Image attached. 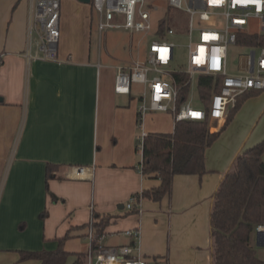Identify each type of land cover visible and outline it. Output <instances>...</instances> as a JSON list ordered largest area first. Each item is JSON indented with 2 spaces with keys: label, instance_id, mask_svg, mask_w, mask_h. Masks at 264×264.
<instances>
[{
  "label": "crops",
  "instance_id": "0c3cea01",
  "mask_svg": "<svg viewBox=\"0 0 264 264\" xmlns=\"http://www.w3.org/2000/svg\"><path fill=\"white\" fill-rule=\"evenodd\" d=\"M29 17L28 0H0V264H39L21 261L20 254L52 251L70 230L64 250L85 253L81 227L93 212L117 217L104 231V247L130 243L123 232L138 228L151 264H211L212 197L236 156L264 139V91L248 94L206 150L203 175L175 176L170 196L142 200L141 213L127 215L133 194L160 183L135 169L137 112L127 105L138 101L130 95L134 88L116 94L120 65L94 55L90 4L60 0L57 62L39 59ZM148 115L142 131L156 133L149 132ZM225 122H212L210 133ZM78 166L93 169L89 180L74 178Z\"/></svg>",
  "mask_w": 264,
  "mask_h": 264
},
{
  "label": "built area",
  "instance_id": "2783aa9c",
  "mask_svg": "<svg viewBox=\"0 0 264 264\" xmlns=\"http://www.w3.org/2000/svg\"><path fill=\"white\" fill-rule=\"evenodd\" d=\"M28 1L29 29L38 36L39 59L57 62L60 0ZM151 1L90 0L91 9L96 15L99 37L107 29L119 28L146 36L152 33L146 61L116 67L114 79V92L118 95H129L134 86L140 87L137 113L141 125L147 114L167 113L171 116L173 127L180 121H207L210 130L212 122L226 119L228 111L234 107L239 96L247 92L264 91V48H251L249 55L241 60L239 72L243 74L227 73V47L237 45L238 35L264 33V0H166V8L181 11L186 16V23L175 26L166 24L162 33L158 32V26L152 28L151 10L157 8L152 6ZM117 16L123 17V24L114 23ZM257 22L259 32H254L251 26ZM184 30V35L189 39L187 61L184 69L176 71L171 69L175 47L172 37L181 35ZM179 75L186 77L183 86L177 79ZM200 77L211 78V94L206 104L199 96L196 101L203 107L193 108L194 99L189 96V92L194 84L198 90ZM183 87L188 92L181 100L180 92ZM145 135L142 131L141 137L136 141L140 156ZM136 169L143 176L140 164H137ZM72 173L75 179L87 181L91 178L93 169L78 166L72 168ZM136 202L132 195L127 200L125 209L130 211ZM140 213L139 204L137 214ZM254 233L263 244L264 225L256 226ZM123 235L130 243L104 247L101 244L104 236L95 240L89 227L85 264H151L141 253L139 229L126 230Z\"/></svg>",
  "mask_w": 264,
  "mask_h": 264
},
{
  "label": "trees",
  "instance_id": "16d2710c",
  "mask_svg": "<svg viewBox=\"0 0 264 264\" xmlns=\"http://www.w3.org/2000/svg\"><path fill=\"white\" fill-rule=\"evenodd\" d=\"M170 10L167 8V12ZM163 20L158 25L159 33L168 24ZM168 25L175 26L176 23L171 20ZM237 45L253 49L264 48V33H241L237 37ZM179 76L177 79L183 86L186 77ZM187 92V88L183 87L180 92L181 100ZM198 92L200 99L206 104L211 94V78H199ZM250 93L237 98L234 107L226 115L225 125L216 133H210L207 121H180L175 124L171 133H147L143 138L138 164L141 165L143 176L154 177L160 183L156 188L133 194L137 202L127 215L137 214L142 200L160 202L164 197L170 196L175 176L203 175L206 172V150L233 120ZM136 123L141 126L138 113ZM135 152L137 153L136 145ZM263 155L264 139L237 155L212 197L208 217L211 264H264L250 245V236L255 227L264 225ZM115 218L117 217L110 214L93 212L91 221L81 228L86 230L87 237L90 227L97 240L104 236L105 229ZM70 231L56 240L54 250L22 252L20 260H35L39 264H68L69 257L73 256L74 260L70 264H85L86 252L70 254L64 250L65 241L72 237Z\"/></svg>",
  "mask_w": 264,
  "mask_h": 264
},
{
  "label": "rangeland",
  "instance_id": "374dc122",
  "mask_svg": "<svg viewBox=\"0 0 264 264\" xmlns=\"http://www.w3.org/2000/svg\"><path fill=\"white\" fill-rule=\"evenodd\" d=\"M152 6L157 8L156 10H151V23L152 28L155 29L159 23L164 19L168 24H170L171 20H174L176 25H181L186 23V16L179 10H170L167 12L166 8V0H152ZM115 24H123V17L117 16L114 20ZM219 21L216 22L218 24ZM96 27V15H94L93 26ZM251 30L254 32H259V22L253 24L251 26ZM184 32L181 35H176L172 37V41L174 43V61L171 65L172 70H181L186 66L187 54H188V44L189 39ZM152 33L150 35H144L142 33H138L135 31H128L124 29H107L103 32L100 37L96 30L94 29V37H93V53L99 58V61L102 63H106L112 66H125L131 64L135 61H146L147 49L150 41L152 40ZM196 38V34H195ZM37 43L36 35H32V44L35 46ZM251 48L242 47L239 45H229L227 47V73L229 75H241L243 73L239 72V64L241 60H243L247 55H249ZM134 91L131 92V98L139 99L140 94L138 91L140 90L139 86H134ZM189 96H192L194 101L192 102L193 108H202L203 106L198 103L199 93L195 87L190 90ZM197 100V101H196ZM129 109L131 108L135 113L138 112V101H133L128 104ZM150 126L149 132L156 133H170L172 132L173 126L171 121V116L167 113H151L148 115ZM137 118L135 117V123H133V147H132V155L135 160H140L139 153L134 152V147L136 145V141L141 137L142 128L136 123ZM209 129V126H208ZM135 144V145H134ZM264 162V155H263ZM113 241L110 240L109 244ZM85 244L87 243V250L89 246V241H83ZM250 245L255 250L256 256L258 259L264 262V248L258 247L256 245V234L253 232L250 236ZM86 250V252H87Z\"/></svg>",
  "mask_w": 264,
  "mask_h": 264
},
{
  "label": "water",
  "instance_id": "95a60500",
  "mask_svg": "<svg viewBox=\"0 0 264 264\" xmlns=\"http://www.w3.org/2000/svg\"><path fill=\"white\" fill-rule=\"evenodd\" d=\"M78 2H80V3H82V4H86V5H89L90 4V0H77ZM3 100L0 98V103L2 102ZM257 239H258V246L259 245H262V246H264V243L263 244H261L260 243V240H259V236H257Z\"/></svg>",
  "mask_w": 264,
  "mask_h": 264
}]
</instances>
